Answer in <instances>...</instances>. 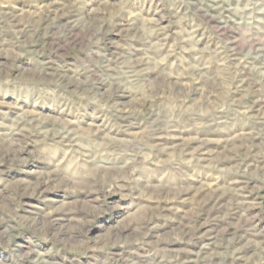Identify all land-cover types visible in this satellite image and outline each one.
<instances>
[{
  "label": "rangeland",
  "instance_id": "1",
  "mask_svg": "<svg viewBox=\"0 0 264 264\" xmlns=\"http://www.w3.org/2000/svg\"><path fill=\"white\" fill-rule=\"evenodd\" d=\"M0 264H264V0H0Z\"/></svg>",
  "mask_w": 264,
  "mask_h": 264
}]
</instances>
